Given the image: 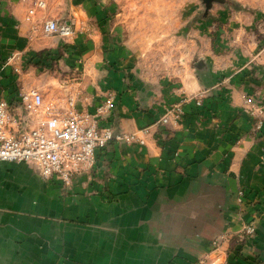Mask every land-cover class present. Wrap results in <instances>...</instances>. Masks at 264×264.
Listing matches in <instances>:
<instances>
[{"label":"crops","instance_id":"1","mask_svg":"<svg viewBox=\"0 0 264 264\" xmlns=\"http://www.w3.org/2000/svg\"><path fill=\"white\" fill-rule=\"evenodd\" d=\"M63 1L46 0L33 20L26 17L34 0L0 1V98L16 103L25 86L52 101L69 93L95 112L114 93L102 124L123 132L150 127V134L146 144L113 141L98 150L94 168L69 186L44 180L27 163H0V264H189L206 255H219L221 264H264V214L241 211L236 199L240 188L264 192V133L234 100L250 88L217 87L222 60L212 61V84L184 77L189 84L171 91L134 86L107 66L69 92L43 84L38 53L55 52L62 41L42 30L41 17L61 18L55 6L63 9ZM75 8L70 18L79 31ZM198 93L204 102H188L179 126H156L176 100ZM251 222L257 233L239 238Z\"/></svg>","mask_w":264,"mask_h":264},{"label":"rangeland","instance_id":"2","mask_svg":"<svg viewBox=\"0 0 264 264\" xmlns=\"http://www.w3.org/2000/svg\"><path fill=\"white\" fill-rule=\"evenodd\" d=\"M63 2L65 5L60 4L63 9L55 6V11H60L62 17H59L69 19L71 4L75 5L81 30L71 39L58 37L62 43L55 49L56 57L48 55L46 63L36 73L37 76L43 74V84L50 87L61 84L69 92L68 86L79 81L84 74L90 76L92 73L98 78L107 66L110 72L126 73L134 86L153 85L152 88L157 90L171 91L185 87L184 77L200 79L205 85L212 84L214 79L210 77L216 74L212 61L222 60L223 63L217 66L220 83L216 84L217 87L250 88L234 100L243 103L254 131L264 133V91L258 93V89L264 88V0ZM71 42L74 48L70 50L66 43ZM106 60L111 62L106 63ZM89 85L88 82L87 87ZM192 96L176 100L174 104L180 102L185 106L188 102L197 103V99L204 102L201 93ZM185 114L184 109L176 123L155 124L177 127ZM262 198L264 192L256 193L245 188L236 193L241 211L253 206L264 214ZM248 225L250 223L239 238L257 233L256 225L254 232H247ZM211 260L216 264L223 263L219 255H214Z\"/></svg>","mask_w":264,"mask_h":264},{"label":"built area","instance_id":"3","mask_svg":"<svg viewBox=\"0 0 264 264\" xmlns=\"http://www.w3.org/2000/svg\"><path fill=\"white\" fill-rule=\"evenodd\" d=\"M46 4V0H34L26 18L33 20ZM40 27L46 34L68 39L78 32L75 18L45 16ZM114 99V93H109L96 111L91 112L86 107L80 109L78 99L73 95L65 102L52 101L38 88L22 86L16 103L0 98V163H27L35 166L44 180L60 181L69 186L78 175L94 168L97 151L105 149L111 142L146 144L150 127L123 132L102 124ZM197 103L202 104L200 99ZM183 112V103H176L166 109L157 123H176ZM247 229L249 233L254 232L255 224L250 223ZM213 245L217 247L220 241L214 240ZM210 256L189 264H216Z\"/></svg>","mask_w":264,"mask_h":264},{"label":"trees","instance_id":"4","mask_svg":"<svg viewBox=\"0 0 264 264\" xmlns=\"http://www.w3.org/2000/svg\"><path fill=\"white\" fill-rule=\"evenodd\" d=\"M53 54H56V51L54 52V49H45V50L39 52L38 55H40L39 57H41V58L38 61H36L35 64L38 66L44 65L46 63L45 58L48 55H49V57H51Z\"/></svg>","mask_w":264,"mask_h":264}]
</instances>
